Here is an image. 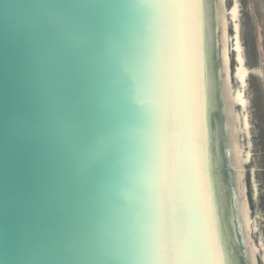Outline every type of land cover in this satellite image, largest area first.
Returning a JSON list of instances; mask_svg holds the SVG:
<instances>
[{
	"label": "water",
	"instance_id": "water-1",
	"mask_svg": "<svg viewBox=\"0 0 264 264\" xmlns=\"http://www.w3.org/2000/svg\"><path fill=\"white\" fill-rule=\"evenodd\" d=\"M176 3L0 0V264H264V0Z\"/></svg>",
	"mask_w": 264,
	"mask_h": 264
},
{
	"label": "snow or ice",
	"instance_id": "snow-or-ice-1",
	"mask_svg": "<svg viewBox=\"0 0 264 264\" xmlns=\"http://www.w3.org/2000/svg\"><path fill=\"white\" fill-rule=\"evenodd\" d=\"M187 2H188V0H177V3H176V9H177L176 14L177 15H180L179 9L183 8ZM177 71H178V76H177L178 85L184 84L185 79H186V69H184L183 66L178 63ZM185 87H186V84H185ZM178 91H179V88H178ZM183 95H184V101H185V108L187 110V93L184 92ZM184 136H185L184 149H183L184 165H185V169H187V166H188V151H187L188 133H187V131H185ZM164 250H165V252L168 251L167 249H164Z\"/></svg>",
	"mask_w": 264,
	"mask_h": 264
}]
</instances>
